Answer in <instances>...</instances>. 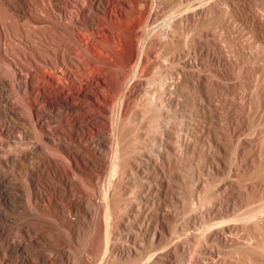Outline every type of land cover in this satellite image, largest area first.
Here are the masks:
<instances>
[{
	"label": "bare ground",
	"instance_id": "6f19581e",
	"mask_svg": "<svg viewBox=\"0 0 264 264\" xmlns=\"http://www.w3.org/2000/svg\"><path fill=\"white\" fill-rule=\"evenodd\" d=\"M250 1H251V4H253L252 0H153L151 2L152 4L148 5L149 3L147 4L146 0H96V6L97 7H98V5L101 6V9H98V10H101V12L100 13L98 12L99 14H96V28H104L103 25L105 24L104 26H107L106 29L108 30L107 33L102 31V33H105V34H102V36H100L101 41L97 40V41H99V43H101V42L105 43L106 42L108 44V47H107L106 43L104 45L99 44L101 46H106L105 48L102 47L105 51L103 50L104 52L102 53V51H101L102 48H100L101 54H98L97 53L98 51L96 50V55H94V56H96L94 58V60L96 59V67H95L96 70L94 68H91V71H92V69H94V71L96 72L95 73L96 78L93 77V78H95V79L92 78L93 81L91 80V82L90 81L86 82V81H88L87 78H90V76H88V75H90V73L87 72V71H90L89 70L90 68H87L86 66L90 63L86 64V66H85V64H83L82 67H80L82 69L78 68L80 71H78V69L75 70L76 74H77V72L80 74V77L76 79V81L77 80L79 81V85H78V83H76L77 85L74 86L73 85L74 83L72 84V82H74V81H72V82H70V81L66 82L65 81L66 82L65 85H64V83H63V85L65 86L64 91L66 93L65 94L63 93L64 95L62 97H60V99H58L57 101H54L51 98H48V99L44 100V102L42 101L43 105H45V106H46V104L48 106V105H56L58 103H62L66 106H69L72 109V111L73 110H80L81 111V109H84L86 112H89L91 114V117H93L95 120L94 121L95 124L93 127H90V125H88L90 127V130H86L85 126L80 125L79 126L80 132H78V131L75 132L74 128L72 127V122H73L72 119H69L68 117H62L61 116L62 114H60V115H57L55 117V119L60 123L61 128L56 132L55 135H54V133L52 134L51 131L49 130V128L47 127V125L44 123L43 118H45V119L46 118H52L54 116L50 115V113L43 110L42 105H41V101L39 99V97L41 96L40 95L41 89L39 90V87L34 82V84L36 85V87L34 88L35 90L33 91L34 93H33V99H32L33 100V107H32L33 109L32 110H33V116H34V123L37 126V128L40 129L45 134V136L51 141L50 145L54 144V147H56L57 151L59 150L62 153V155L60 156L59 151L57 153H54L53 151L51 152V150H53L51 148H53V147L50 145L49 146L45 145L46 146L45 148L40 149L41 145L35 141L36 142L35 144H37V146L34 145V147H32V150L30 149L31 153H32L31 154L32 160L30 158L31 161H29L30 162V164H28L29 166H27L26 168H24L25 167L24 166L23 168L21 167V169H20L24 178L26 176L27 179L26 178L25 179L28 180L27 182H28L29 187H26V188H28V190H27L28 194H29L28 200H30V201L28 202L24 198V195H25L24 193H26V192L23 191L25 189L23 185H21L19 183L13 184V185H15L14 188L16 190L15 191L16 198L18 199L19 205L22 208V209L20 208L22 210L21 212H23V213L35 212V216L37 217L38 221H43V223L45 222L49 225L50 221L48 220L47 217L50 215L51 211L54 210V214H53L54 218L59 221V223L62 227H64V229H65L64 234L66 235V238H67L66 239L67 243L61 249H59V250L57 249V251H60V253L63 256L64 262L61 264H116V263L122 264V263H127L129 261H131V262L128 264H174L175 259L178 257L177 253H179V252L184 253V251H187L186 248H188V246H189V241L190 242L195 241V243L197 242V244H199V243L201 244V242L203 244H207V243H211V242L213 243V242L218 241L222 244H226V245L229 244V245H234V246L238 247L240 239H238L239 236L237 237V233L240 230H244V229L248 230L247 229L248 227H251V226L255 227V225L256 226L261 225V227L263 228V226H264V207L261 208L262 207L261 205L264 204L263 201H262L263 204L261 203V205H260V203H259V205H258V206H260V208L259 207L256 208L257 204H256V206H253L252 204L249 203V205L253 206L252 207L253 211H251V213H248V214L246 212V215H248V216L242 217V218H239L240 216H237L239 211L237 212L235 210V207H236L235 201L239 200L241 198V193L243 194L242 184H241L242 180H241V182H239L241 184V186H239L240 184L237 185L233 179H228L225 182H223V184H221L222 186H220V187L218 186V188L215 187L217 189L215 191H213L214 194L212 193L213 197H211L212 198L211 201L210 200L208 201L207 199H206L207 200L206 201L204 199V197L206 195L205 196L202 194L200 195L199 191L201 189H199V191H196V192L194 191L195 194H194V192H192L193 194L191 193L189 203H185L187 200L186 198H185L186 200L183 202L184 198H181L182 196L180 197V195H183V194H181L182 192L180 193V188H182L181 187L182 185L180 184V182L177 179H180L183 181V183H185L188 178L186 177L187 179H185L186 171H185V174H183L182 171L179 172V170H175L176 168H179L181 166L180 159H179L180 158L179 157L180 152L178 153L176 151V148L178 147V144L180 142V144H182L181 146H183V149L185 151L192 152L194 150L193 147H194L195 142H196L194 140V138L197 137V133H198L197 131H200V133L203 131H207L210 133V135L212 134L213 139H211V140L214 142V145L216 146V148H214V149H217V151H218L219 148H221V146L219 144V141H218L219 139H218V136L216 134L217 128L216 127H215L216 129L210 128V126H206L205 124L201 123L199 127L198 126L194 127L195 129L190 128L191 129L190 132L184 133L183 135H179V133H178L179 130H177V126L175 124V121H170L169 118H168L169 119L168 121L164 120L165 116H168V113L170 115H171V112L177 114L178 108L180 107L179 96H183V97L187 96L185 93L186 92L185 89H187V88L190 89V88H192L191 86H197V87L199 86V87H202L203 89L207 88L206 84H208L207 82H208L209 77H207L203 74H200L199 70L196 71L197 67L199 68L200 66L204 65V61H203L204 59H206V60L211 59L212 61L214 60L215 62H219V64H225V65L226 64L228 65L230 63L229 59L226 56L225 57H219L220 53L218 55H216V54H213L212 52H210L209 49L207 48V43H205L204 40H200L201 42L198 43L199 44L198 45L199 46L198 47L199 53L201 54V56H204V58H203V60H202V58L201 59L198 58V60H197V58L195 56L196 50L194 49V47H193L194 50L192 49V47H191L192 45L190 44V42H192V39L190 40V37H189L193 28H195V29L197 28L199 30V36H200L199 38L200 39H201V37H205V38L208 37V35H209L208 33H210L209 32L210 28L213 27V25H214L212 20H214L216 18V22L215 21L214 22L217 24V26L223 25V23H224L223 17L227 15V11L225 8H227V9L232 10V12H234L241 19L243 24H247L251 27V29L253 30V33H255L254 37L257 36V38H260L262 41H264V15H263L264 13L262 10H260V14H259L258 11L254 10V7H253V9L250 8L249 7V6H251V5H249ZM123 2H125V4H123ZM255 3H254V5H255ZM261 12L263 14H261ZM225 13H226V15H225ZM111 16L112 17L117 16V18H118L117 23H112V22H114V19L116 17L113 19V21H111V22L109 21L108 18L110 17V19H111ZM229 17H231V16H229ZM224 18H226V17H224ZM116 20H115V22H116ZM224 21L226 22V19ZM57 23H58V21H57ZM210 23L213 24L211 27H209ZM50 24L52 25L53 23H50ZM227 24L225 26H228L227 27V29H228L230 27L229 24H231V23H227ZM223 27H224V25L221 28H223ZM232 28H234V27L232 26ZM242 28H244L243 25H242ZM235 29H236V27H235ZM102 30H104V29H102ZM223 30H224V28H223ZM216 31H214V32H216ZM96 32H97V30H96ZM193 33H195V31L192 32V36H193ZM36 34H38V33H36ZM39 34H38V36H39ZM41 34L43 35V33H41ZM52 35H54V34H52ZM216 35H218V34L216 33ZM59 36L60 35H58V37ZM47 37H49V36H47ZM213 37H215V36H213ZM231 37H233V35ZM244 37H245V35H244ZM63 38H64V35H63ZM67 38H69V37H67ZM247 38H249V36H247ZM109 39H111L110 42L108 41ZM253 40H255V39H253ZM52 41H53V39H52ZM239 41H241V40H239ZM63 42L65 43V41H63ZM196 42H198V41H196ZM225 42H227V41H225ZM252 42H254V41H252ZM239 43L241 44V42H239ZM247 43L249 44V42H247ZM56 44H58V43H56ZM193 44H194V42H193ZM229 44H230V41H229ZM242 44H244V42ZM58 45H60V44H58ZM249 45H248V47H249ZM234 46H233V48H235ZM64 48L65 47H63V49ZM106 48H107V50H106ZM259 49H260V47H259ZM198 50H197V52H198ZM256 50H258V49H256ZM199 53H197V54H199ZM225 54H223V55H225ZM241 55H243V54H241ZM263 55H264V53H263ZM252 56H254V55H252ZM87 57L91 58L89 56H87ZM248 58H249V56H248ZM261 59H263V58H261ZM249 62H250V60H249ZM210 64L212 65L213 63H210ZM83 66L85 68H83ZM248 66L250 67V65H248ZM248 66H246V67H248ZM261 66H262V64H261ZM236 67H237V65H236ZM204 68H205V66H204ZM231 68H229V69H231ZM259 68L257 69V71L259 70ZM208 69H210V67ZM200 71H202V70H200ZM224 72H226V71H224ZM230 72H231V70H230ZM92 73L94 74L93 71H92ZM250 73H251V71H250ZM85 74H86L87 78H84ZM68 75H69V73H68ZM252 76L255 77V75H252ZM259 76H262V75H259ZM213 77H215V76H213ZM234 78H235V76H234ZM256 79L257 78H255V80ZM62 80L63 79H61V81ZM71 80H73V79H71ZM142 80H143V82H141ZM60 85H61V82H60ZM223 85H225V84H223ZM76 86H78V87L75 88ZM207 86H209V85H207ZM60 87L63 88V86H60ZM232 91H234V90H232ZM236 91H237V89H236ZM189 92H190V90H189ZM189 92H188V95H191ZM214 93H216V92H214ZM218 93H220V92H218ZM261 93H262V91H261ZM75 94H80V97L76 100L77 102L72 103L71 101H73L72 99L74 98ZM206 94H207V92H206ZM258 94H260V92ZM133 95L137 96V100L134 102L132 101ZM191 97L192 96H189V98L188 97L187 98L190 100H193V98H191ZM218 98H220V97H218ZM237 99H239V98H237ZM186 102H190V101H187V99H186ZM235 105H237V104H235ZM258 105L260 107V110H262L264 112V98L262 99V101H260L258 103ZM184 106L185 105H183L182 108ZM148 108L150 109V111ZM185 110H188V109L185 108ZM260 110H258V111H260ZM201 111L204 114L203 115L204 117H206V118L210 117V119H211V115L214 113L213 112L212 114H210L212 111H210L206 107H205V109L202 107ZM180 112H181V110H180ZM175 114L173 115L174 118L177 117V115H175ZM183 114L189 115V113L186 111H184ZM209 114H210V116H209ZM223 114H225V113H223ZM130 115H132V117ZM179 115H181V114L179 113ZM228 115H229V112H228ZM230 115H231V113H230ZM173 116H171V117L168 116V117L173 119L172 118ZM181 116H183V115H181ZM214 116L215 115H213V117ZM251 116H252V114H251ZM184 117L188 118V116H184ZM234 119H236V118H234ZM96 120L100 121L101 124H103L104 127L102 129H100L101 126H98V125L96 126ZM206 120H208V119H206ZM228 120L230 121V119H228ZM178 121H180V120H178ZM235 121H237V120H235ZM52 122H53V120H52ZM185 122H188V121H185ZM244 122H246V121H244ZM189 124H187V125H189ZM181 125H182V123H181ZM187 125L185 127H187ZM225 126H226V123H225ZM212 127H214V126L212 125ZM218 129H217V131H218ZM233 129H236V127ZM220 130H221V128H220ZM24 132H25V130H24ZM87 132H89L88 137H85L84 134ZM263 134H264V132H263ZM226 135H225V138H226ZM250 135H249V137H250ZM222 137H223V135H222ZM254 137L255 136H253V138ZM208 138H206V140ZM176 139L178 140V142ZM196 139H198V138H196ZM199 139H200V137H199ZM254 140L255 139H253L251 141H254ZM208 141H209V139L207 140V142ZM236 141H238V139ZM176 142L178 143L177 146H176ZM250 143H252V142H250ZM255 143H257L258 146L263 145L262 147H264V135L261 136V134H260L256 138V142H254L253 144H255ZM240 144L242 145V143H240ZM245 145H247L246 142H245ZM248 145H249V143H248ZM232 146H233V143H232ZM250 146H251V144H250ZM239 147H241V146H239ZM244 147H246V146H244ZM3 149H4V147H3ZM228 149H230V148H228ZM252 149H253V147H252ZM252 149H251V151H252ZM238 150H240V149H238ZM241 150H242V148H241ZM262 150L263 149H259V151H260L259 153H261ZM3 151H5V149ZM179 151H181V150H179ZM217 151L216 152L213 151V153L215 152L216 154L214 153V155L211 156V159H210L211 163H209V165H208V169H210L209 171L212 172V173L210 172V174H212V176H210L209 180H211L213 178L215 179L217 177L216 175L218 173L220 174L219 171L222 170V169L220 170V167L224 163V161H222V159H221V156H220L221 154L219 155V151L218 152ZM227 151L229 153V150H227ZM244 151H246V150H244ZM149 152H151L152 155H151V153L149 155L148 154ZM231 152H233V151H231ZM236 152H237V150H236ZM247 152H249V150H247ZM194 153H195V151H194ZM198 154H199V152H198ZM236 154H238V153H236ZM262 154H264V153L262 152ZM262 154H261V156H262ZM223 155H225V154L223 153ZM248 155L249 154H247V156ZM194 156H196V155H194ZM231 156L229 155V157H231ZM237 156H236V158H238ZM252 156L254 157V155H252ZM62 157H63V159H62ZM241 157H243V156H241ZM244 157H246V155ZM253 157H251V158H253ZM258 157H260V156H258ZM6 158H4V159L6 160ZM5 160H4V162H5ZM188 160H190V159H188ZM17 161L19 162L20 160L18 159ZM204 161H202V162H204ZM229 161H231V160H229ZM250 161H251V164H250L251 166L247 165L248 167H250V169L252 167V169L256 168V170H257V168L260 166L264 169V164H263L264 160H263V162L261 160L262 163L261 162L258 163L259 162L258 161L257 162L258 164L255 163L256 160H254L255 162L252 160H250ZM21 162H22V159H21ZM103 162H104V164H102ZM234 162H236V161H234ZM240 164L238 165V163H236V165H235L236 167L238 166L237 171H238V168H240V166H241ZM198 165H199V163H198ZM201 165L202 164H200V166ZM20 166H21V163H20ZM165 167H166V170H165ZM73 168L80 170L82 172V175H81V176H83L82 179H80L81 177L79 178V176L76 175ZM194 168H195V166H194ZM242 168H243V166H242ZM187 169H189V168H187ZM203 169H205V167ZM247 170H248V168H247ZM17 171H18V169H17ZM20 171H18L19 175H20ZM251 171L249 172V174H252ZM191 172H192V170L190 171V174H191ZM233 174H234V172H233ZM235 174H236V172H235ZM245 174H246V172H245ZM253 174H254V172H253ZM255 174H256V172H255ZM258 174H259V172H258ZM261 174H262V172H261ZM201 176H203V175L201 174ZM218 176H220V175H218ZM223 176H224V174H223ZM236 176L237 175H235V177ZM240 176L241 175H239V177ZM247 176H248V174H247ZM198 177H199V174L197 175V181H199ZM232 177L234 178V176H232ZM199 178L201 179V177H199ZM220 178H221V176H220ZM229 178H230V176H229ZM240 178H243V177H240ZM250 179L252 182L250 181ZM254 179L255 178L252 179V177H251V178H249L250 182L245 181V183L246 182L248 183V184L246 183L247 185H244L245 183H243L245 189L248 191V193H250L251 196H253L252 194H254V193L256 194V191H258V190L259 191L261 190L260 192H264V176L261 178V183L257 182V181H260L259 179L257 180V177H256L257 181ZM0 180H2V179H0ZM224 180H225V178H224ZM15 181H17V180H15ZM82 181H83V183L81 184ZM195 181H196V179H195ZM238 181L239 180H237V183H238ZM55 182H57V184L52 185ZM214 182H216V181H214ZM12 183H11V185H12ZM219 183H216V184H219ZM83 184L89 185L91 192L87 188V186L85 187V185H83ZM197 184H198V182H197ZM8 185H10V184H8ZM2 187H3V192L5 193V195L9 194V193H6V190H5L6 187L4 185H2ZM2 187H0V188H2ZM189 187H191V186H189ZM206 188H208V187H206ZM186 189H187V187H186ZM196 190H198V188H196ZM205 192H207V191H205ZM91 193H92V195H94L93 198L91 196ZM179 193H180V195H179ZM231 193H232V195H230ZM185 194H187V193H185ZM51 196H53V198ZM96 196L99 197L101 200H103L102 202H104V212L102 213L103 217H100V215H97V214H99L98 212H100L99 210L101 208L99 207L98 203H96V201H97ZM150 196H153L154 199L152 197L149 198ZM248 196H245V197L248 198ZM188 197H189V195H187V198ZM209 197L210 196H208V199H209ZM4 198H5V196H4ZM7 198H9V197L7 196ZM242 198L240 200H242ZM64 199H66V202L68 201V203H66ZM150 199H152V200L150 201ZM256 200H258V199H256ZM161 202H165V203L168 202V204H169V202H174L175 204L174 203L173 204L177 205V206H179V204H180V206L182 207L181 211L183 212L184 216H186V214H187V216L184 217V218H186V220L183 218L184 220H181V222H178V221L176 222L173 219V218H175V215L172 214L173 220L171 219L172 222H170L171 220L169 221V218L171 217V214L163 212V210L161 211V209H160V211L157 209L154 211L150 210L152 205L156 204V207H157L158 204H160ZM253 202H255V200ZM49 203L54 205V209L51 210L48 208ZM149 204L151 206H149ZM173 204H172V206H173ZM246 204H248V203H246ZM238 205H237V207H238ZM249 205H247V206H249ZM177 206H173L174 210L175 209L177 210ZM166 207H168V206H166ZM173 207H171V208H173ZM252 209H250V210H252ZM235 211L237 212V214ZM177 212H179V211H177ZM257 212L260 215H257ZM69 214L73 215V217H70ZM239 215H240V213H239ZM99 217L101 219L103 218V221H102L103 226H101V227L99 225V223H100ZM187 217H189V218H187ZM177 218H178V216H177ZM38 225H39V223H38ZM53 225H55V224H53ZM195 225L197 227H199V226L201 227V228L199 227L200 229H197V230H201L200 232L198 231L199 233L197 232V230H196V232H195V230H191V228L196 229ZM48 230H46L45 235H51V233H49ZM57 232H59L58 229H57ZM57 232L55 231V233H57ZM247 232H249V231H247ZM250 232H249V235H251ZM35 233H36V231H35ZM43 233L40 232L37 235V242H39L42 245H46L51 240H48V238L50 239V237H48V238L44 237ZM245 235L247 236L246 233H245ZM145 236H148L147 238H149V237L151 238V243H149L150 247L149 246L148 247H149L150 251H152V253L149 254L148 256H146V254H145L146 252H145V250H143V247H142L143 243L140 244V241L143 242V239L145 238ZM73 242H75L80 247L79 249H76L78 251H75V249L74 250L72 249V248H74V246L72 244ZM92 243L94 246V248L92 249L93 253H91L92 252L91 247H93V246H91V245H90L91 247L89 246V244H92ZM207 245H205V246H207ZM54 246H56V245H54ZM200 246H203V245H200ZM196 248H198V247H196ZM200 248H204V247H200ZM2 249H4V248L2 247ZM195 249H194V251H195ZM98 252L100 253L101 256L98 258V261L96 262V260H97L96 255L97 254L99 255ZM148 252H149V250L147 251V253ZM188 252H190L189 249H188ZM206 253L212 254V250H210V249H199L195 252L191 251L188 255V258H186L187 259L186 263L187 264H224L225 263V260L221 259L224 256L220 258V255H219V258H217V259H216V255H215V259H212L211 261H203L204 256H202V254H206ZM29 254H31V253H28L27 251L24 252V254L22 256L24 258L23 264H40L37 261H33L32 260L33 258L30 259L31 255H29ZM89 254H91V255L93 254V256H92L93 259H90V261L88 260V257H87V256H89ZM221 254H222V252H221ZM4 255H5V253H4ZM52 256H53V254H52ZM52 256H49V257L47 256L48 261L46 264H55L54 260H52L53 259ZM144 256H146V258ZM212 256L214 258V254ZM230 256H231V253H230ZM249 256H250V254H249ZM238 257H240V255H238ZM243 257L245 258V256H243ZM90 258H91V256H90ZM143 258H145V260ZM232 258H234V257H232ZM240 258H242V257H240ZM252 258L253 257H251L250 259H252ZM186 259H185V261H186ZM142 260H144V261H142ZM240 261H242V260L240 259Z\"/></svg>",
	"mask_w": 264,
	"mask_h": 264
},
{
	"label": "rangeland",
	"instance_id": "374dc122",
	"mask_svg": "<svg viewBox=\"0 0 264 264\" xmlns=\"http://www.w3.org/2000/svg\"><path fill=\"white\" fill-rule=\"evenodd\" d=\"M152 1L153 0H146V3L147 4L149 3L148 5H150V4H152L151 3ZM252 2H253V4H251V1H250L249 5L252 6V7L249 6L250 8L253 9V7H254V10L258 11L259 14H260V10H262L264 13V7H263L264 1L263 0H257V1L252 0ZM254 3H255V5H254ZM123 4H125V2H123ZM98 9H101V6L100 5H98V7L96 6V0H0V153H1L0 154V164H1L0 165V179H2V180H0V187H2V185H4L6 187V189H5L6 193H9V194L5 195V193L3 192V187L0 188V264H20V263L23 264L24 258L22 256H23L24 252H26V251L28 253H31V254H29V255H31V258L29 257L30 259L33 258L32 259L33 261H37L40 264H46L48 261L47 258L49 256H52V254H53L52 260H54L55 264H61L64 262L62 254L60 253V251H57V249L58 250L61 249L67 243V240H66L67 238H66V235L64 234V232H65L64 227H62L60 225L59 221L54 218V215H53L54 210L51 211L52 209H54V205L49 203V206H48V208L51 209L50 210L51 213L47 217L48 220L50 221V224L48 225L45 222L43 223V221H38L37 217L35 216V212H30V213L21 212L22 208L20 207L18 199L16 198V195H15L16 190L14 188L15 185H13V184L19 183V184L24 186L25 189L23 188L24 189L23 191L26 192V193H24L25 194L24 198L29 202L30 201V200H28L29 194L27 191L28 188H26V187H29L28 182H27L28 180H26L27 179L26 176H25L26 179L24 178L20 169H21V167L23 168L25 166L24 168H26L27 166H29L28 165V164H30L29 161L32 160L31 150H32V147H34V145L37 146V144H35L36 142L41 145L40 149L45 148L46 146H49L50 142H51L45 136V134L40 129L37 128V126L34 123V116H33V110H32L33 109L32 108L33 107V100L32 99H33V93H34L33 91L35 90L34 88L36 87V85L39 87V90L41 89V91H40L41 96L39 97V99L41 101V105H42L43 110L47 111L48 113H50V115L54 116L52 118H46V119L43 118L44 123L47 125V127L49 128V130L51 131L52 134L54 133V135H55L56 132L61 128L60 123L55 119V117L57 115H60V114H62L61 115L62 117H68L69 119H72V121H73L72 127L74 128L75 132L76 131L80 132V130H79L80 125L85 126L86 130H90V127H93L95 124L94 118L91 117V114L89 112H86L84 109H81V111L80 110H73L72 111V109L69 106H66L62 103H58L59 105L56 104V105H48V106L46 104V106H45V105H43L42 101L44 102V100H46L48 98H51L54 101H57L58 99H60V97H62L66 93L64 91V87H65L64 85L67 81H70V82L74 81V82H72V84L74 83L73 84L74 86L77 85L76 83H78V85H79V81L78 80L76 81V79L80 77V74L77 72V74H78L77 75L75 70H77L78 68L82 69L80 67H82L83 64H85V66H86V64L90 63L86 67L90 68L89 69L90 71H91V68H94L96 70V68H95L96 67V59L94 60V58L96 57V56H94V55H96V50L98 51L97 52L98 54H101V51H102V53L105 51L103 48L106 47V46H101V45H104L106 42L105 43L104 42L99 43V41H97V40L101 39L100 36H102V34H105L108 32V30L106 29L107 26H104L105 24L103 25L104 28H96V14H99L101 12V10H98ZM225 9L227 11V15L225 13L226 16H224V17H226V18L223 17V22H224L223 28H224V30H223V28H221L223 25L217 26V24L215 23L216 22V18H215L214 20H212L214 25L211 24L212 22L209 25V27H211L213 25V27L215 29L213 27L210 28V31H209L210 33H208L209 35H208V37H206L207 39L205 37H201V39L199 38L200 37L199 36V30L197 28L196 29L193 28V30H192V32L193 31H195V33L197 32L196 33L197 35L195 33H193V36H194L193 37L192 32H191L189 37H190V40L192 39V42H190V44L192 45L191 46L192 49L194 47V49L196 50L195 56H196L197 60H198V58L199 59L202 58V60L204 58V56H201V54L199 53V50H198L199 49L198 43L201 42L200 40H204V42L207 43V48L209 49L210 52H212L213 54H216V55H218L220 53L221 55L219 54V57H225L226 56L229 59L230 63L228 65L227 64L225 65V64H219V62H215L214 60L212 61L211 59L210 60L204 59L203 60L204 65L200 66L199 68L197 67L196 71L199 70L200 74H203V75L209 77L208 82H207L208 84H206L207 88L203 89L202 87H199V86L198 87L197 86H191L192 88L185 89L186 90L185 93L187 96L186 95H185L186 97L179 96V105L181 108L180 107L178 108V112L183 116L179 115L178 112H177V114L171 112V115L168 113V116L171 117L175 114V115H177V117L174 118V116H173L172 117L173 119H171L170 117L165 116V118L166 117L167 118L166 119L164 118V120L168 121L170 119V121H175V124L177 126V130H179V132H178L179 135H183L184 133L190 132V130H191L190 128L195 129L194 127H196V126L199 127L201 123L205 124L206 126H210V128H215V127L217 129L219 127L221 128V130L219 128L218 131L216 128L215 129H216V134H217L218 139H219L218 140L219 144L221 146V148H219V150H218L219 155L221 154L220 156H221L222 161H224V163L221 166L222 168L220 167V170L222 169L221 171H219L220 174L219 173L217 175L215 174L217 176L215 178L216 180L214 178L209 180L210 176H212V174H210L211 171H209L210 169H208V165H209V163H211V160H210L211 156L214 155V153L217 151V149H214V148H216V146L214 145V142L211 140V139H213L212 134L210 135V133L207 131H203L204 133L203 132L200 133V131H197L198 132L197 137L194 138V140L196 142H195V145L193 147L194 150L193 149H192L193 151L191 150L192 152L185 151L183 149V146H181L182 144H180V142L178 144L177 143L178 140L176 139L177 140L176 146L178 144L176 151L178 153L180 152L179 153L180 158L179 157L178 158L180 159V164H181L180 167L181 168L179 167V168H176V169L174 168V169L179 170V172L182 171L183 174H185V171H186L187 175L185 174V179H187V178L189 179V180L187 179L185 183H183L182 180L177 179L180 182V184L182 185L181 186L182 188H180V187L179 188H180V193L182 192L181 194H183V195H180V193H179V195H180V197L182 196L181 198H184L183 202L187 199L185 203H189L191 193L194 191L195 192L199 191V189H201L199 191L200 195L201 194L204 196L206 195L205 197L203 196L204 199L211 201V199H212L211 197H213V194H214L213 191H215L218 188V186L219 187L222 186L221 184H223V182H225L228 179H233L236 182V184L239 185L240 184L239 182H241V180H242L241 184H242L243 194L241 193V198L242 197L243 198H242V200H240L241 199L240 198L239 200L235 201L236 207L239 204L237 208L235 207V210L237 212L239 211L237 216H240L239 218H242V217L248 216V215H246V212L248 214V213H251V211H253V209H252L253 206H256V204H257L256 208L257 207L260 208V206H258L259 203L261 205L262 201L264 202V195H263L264 192H260L261 190L260 191L258 190V191H256V194L254 193L255 195L252 194L254 196L253 197L250 195V193H248V191L244 187V185L248 184L247 182L249 181V178L252 177V179L255 178L254 180H256V177H257V180L259 179L260 181H257V180L256 181L261 183V178L264 176V169L261 166L258 167L257 170H256V168L252 169V167H251V169H250V167H248V166H251L250 160H252V161L256 160V162L254 161L256 164L260 163L261 160H262V162L264 160V156H263L264 154H262V152L264 153V147H262L263 145H260L261 146L260 147V146H258L257 143H255L258 146L257 147L255 144H253L254 142H256V138L260 134H261V136L264 135L263 134V132H264V118H263L264 112L262 110H260V107L258 105V103L260 101H262V99L264 98V96H263L264 95V86H263L264 85V80H263L264 79V65H263L264 64L263 63L264 62V60H263L264 59V55H263V53H264V41H262L260 38H257V36L254 37L255 33H253V30L251 29V27L247 24H243L241 19L234 12H232V10L227 9V8H225ZM263 13L261 12V14H263ZM229 16H231V17H229ZM108 19L110 22L113 21V19H114V22H112V23H117V21H118L117 16H113V17L111 16V19H110V17ZM225 19H226L227 23H231V24H229L230 27L228 29H227L228 26H225L227 24L224 21ZM115 20H116V22H115ZM57 21H58V23H57ZM50 23H53V24L51 25ZM242 25L244 26V28H242ZM232 26L234 28H232ZM235 27H236V29H235ZM102 29H104V30H102ZM96 30H97V32H96ZM102 31H104L105 33H102ZM214 31H216V32H214ZM36 33H38V34L40 33L39 36ZM41 33H43V35ZM216 33L218 35H216ZM52 34H54V35H52ZM46 35L49 37H47ZM58 35H60L59 36L60 38L58 37ZM63 35H64V38H63ZM212 35L215 37H213ZM232 35H233V37H231ZM244 35H245V37H244ZM247 36H249V38H247ZM67 37H69V38H67ZM52 39H53V41H52ZM253 39H255V40H253ZM239 40H241V41H239ZM54 41L56 43L60 44L61 46L56 44ZM63 41H65V43ZM108 41L110 42L111 39H109ZM196 41H198V42H196ZM225 41H227V42H225ZM229 41H230V44H229ZM238 41L241 42V44ZM252 41H254V42H252ZM193 42H194V44H193ZM243 42H244V44H242ZM247 42H249L250 45ZM260 42L261 43L263 42V43L261 44ZM99 44H101V45H99ZM247 44L249 45V47ZM106 45L108 47L107 43H106ZM233 46L235 48H233ZM63 47H65V48L63 49ZM259 47H260V49H259ZM100 48H102L101 51H100ZM256 49H258V50H256ZM106 50H107V48H106ZM197 50H198V52H197ZM197 53H199V54H197ZM223 54H225V55H223ZM241 54H243V55H241ZM247 55L249 56V58ZM252 55H254V56H252ZM87 56H89L91 58H88ZM259 56L263 59H261ZM231 57L232 58L234 57V58L232 59ZM249 60H250V62H249ZM210 63H213V64L211 65ZM235 64L237 65V67ZM261 64H262V66H261ZM248 65H250V67ZM204 66H205V68H204ZM246 66H248L249 68ZM209 67H210V69H208ZM257 67L258 68L260 67L258 71H257V69H258ZM83 68H85V67L83 66ZM229 68H231V69H229ZM79 69H78V71H80ZM94 69H92L94 74L92 73V71L91 72L87 71L88 73H90V75H88V76H90L91 79L87 78V76L85 74L84 78L88 79V81H86L87 79L85 80L86 82H89V81L91 82L93 77L96 78V75H95L96 72L94 71ZM200 70H202L203 72ZM230 70H231V72H230ZM224 71H226V72H224ZM250 71H251V73H250ZM68 73H69V75H68ZM230 74L231 75L233 74V75L231 76ZM252 75H255V77ZM259 75H262V76H259ZM213 76H215V77H213ZM234 76H235V78H234ZM70 78L73 80H71ZM95 78H93V79H95ZM255 78H257L256 79L257 81L255 80ZM61 79H63L62 80L63 82L61 81ZM36 81L37 82L39 81V82L37 83ZM34 82L36 83V85L34 84ZM60 82H61V85H60ZM141 82H143V80ZM63 83H64V85H63ZM223 84H225V85H223ZM207 85H209V86H207ZM60 86H63V88H61ZM77 87L78 86H76L75 88H77ZM236 89H237V91H236ZM189 90H190V92H189ZM232 90H234V91H232ZM261 91H262V93H261ZM188 92L191 95H188ZM206 92H207V94H206ZM214 92H216V93H214ZM218 92H220V93H218ZM259 92H260V94H258ZM134 95L132 98L133 102L137 100V96H134ZM189 96H192L191 98H193V100L188 99ZM79 97H80V94H75L74 98L72 99L73 101H71V102L72 103L77 102L76 100ZM218 97H220V98H218ZM237 98H239V99H237ZM186 99H187V101H190V102H186ZM182 104L185 105L183 108H182V106H183ZM235 104H237V105H235ZM204 106L207 109H209L210 111H212L210 114H212L214 112L211 115V119H210V117L206 118L203 116L204 114L202 113L201 109H202V107L205 109ZM185 108L188 109L189 111L185 110ZM179 109L181 110V112ZM258 110H260V111H258ZM149 111H150V109H149ZM184 111L188 112L189 115H184L183 114ZM228 112H229V115H228ZM223 113H225V114H223ZM230 113H231V115H230ZM210 114H209V116H210ZM251 114H252V116H251ZM213 115H215V116L213 117ZM130 116L132 117V115H130ZM184 116H188L189 119L184 117ZM234 118H236V119H234ZM206 119H208V120H206ZM228 119H230L231 122ZM52 120H53V122H52ZM178 120H180V121H178ZM235 120H237V121H235ZM185 121H188V122H185ZM244 121H246V122H244ZM181 123H182V125H181ZM186 123L187 124L190 123V124L187 125ZM225 123H226V126H225ZM88 125H90V127ZM97 125L101 126L100 129H102L104 127L103 124H101V122L98 120H96V126ZM186 125H187V127H185ZM212 125L214 127H212ZM235 127H236V129H233ZM24 130H25V132H24ZM89 132L84 134L85 137H88ZM222 135H223V137H222ZM225 135H226V138L228 137L227 139L225 138ZM249 135H250V137H249ZM253 136H255V137L253 138ZM199 137H200V139H199ZM196 138H198L199 140ZM206 138L209 139L208 142H207L208 139L206 140ZM237 139L239 142L236 141ZM253 139H255V140L251 141ZM245 142L247 145H245ZM250 142H252V143H250ZM232 143H233V146H232ZM240 143H242V145ZM248 143H249V145H248ZM250 144H251V146H250ZM50 146L53 147V148H51V149H53V150H51V152L53 151L54 153H57L59 151V150L57 151L56 147H54V144H52ZM239 146H241V147H239ZM244 146H246V147H244ZM3 147H4L5 151H3L4 150ZM252 147L254 150L252 149ZM228 148H230V149H228ZM241 148H242V150H241ZM250 148L252 149V151ZM238 149H240V150H238ZM259 149H263L261 151V153H259L260 152ZM179 150H181V151H179ZM227 150H229V153ZM230 150L233 151L235 154L236 153H238V154L235 155ZM236 150H237V152H236ZM244 150H246V151H244ZM247 150H249V152H247ZM9 151L10 152L12 151V152L10 153ZM194 151H195V153H194ZM213 151H215V152L213 153ZM198 152H199V154H198ZM150 153L151 152H149L148 154L150 155ZM223 153L225 155H223ZM59 154H60V156L62 155L61 152ZM247 154H249V155L247 156ZM261 154H262V156H261ZM151 155H152V153H151ZM194 155H196V156L198 155V156L196 157ZM229 155L230 156L232 155V156L229 157ZM245 155H246V157H244ZM252 155H254V157ZM236 156L238 158H236ZM241 156H243V157H241ZM258 156H260V157H258ZM3 157L4 158L7 157L6 160ZM251 157H253V158H251ZM30 158H31V160H30ZM18 159L20 160L19 162L21 163V166H20V163L17 161ZM21 159H22V162H21ZM62 159H63V157H62ZM188 159H190V160H188ZM4 160H5V162H4ZM201 160L202 161L205 160V161L202 162ZM229 160H231V161H229ZM234 161H236V162H234ZM198 163H199V165H198ZM236 163H238V165L241 163L240 164L241 166H240V168H238V171H237L238 166L237 167L235 166ZM102 164H104V162ZM200 164H202V165L200 166ZM194 166H195V168H194ZM242 166H243V168H242ZM204 167H205V169H203ZM187 168H189V169H187ZM247 168H248V170H247ZM17 169H18V171H20V175L18 174ZM73 170L75 171L76 175L79 176V178L81 177L80 179L83 178V176H81L82 172L80 170H77L75 168H73ZM165 170H166V167H165ZM191 170H192V172H191L192 175L190 174ZM250 171L252 172V174H249ZM257 171L259 172V174ZM233 172H234V174H233ZM235 172H236V174H235ZM245 172H246V174H245ZM253 172H254V174H253ZM255 172H256V174H255ZM261 172H262V174H261ZM198 174H199V177H201V179L198 177L199 181H197V175ZM201 174L203 176H201ZM223 174H224V176H223ZM247 174L249 177L247 176ZM218 175H220L221 178ZM228 175L230 176V178ZM231 175L234 176V178ZM235 175H237V176L235 177ZM239 175H241L240 177H243V178H240ZM224 178H225V180H224ZM235 178L237 180H239L238 183H237V180ZM195 179H196V181H195ZM15 180H17V181H15ZM213 180L216 182H214ZM245 181H247L246 182L247 184L245 183ZM250 181H251V179H250ZM197 182H198V184H197ZM11 183H12V185H11ZM82 183H83V181L81 182V184ZM216 183H219V184H216ZM243 183H245V184L243 185ZM8 184H10V185H8ZM54 184L56 185L57 182L53 183L52 185H54ZM241 184L239 186H241ZM83 185H85V187L87 186V188L90 190L89 185H86V184H83ZM189 186H191V187H189ZM205 186L208 188L210 187L211 189L210 188L208 189ZM186 187H187V189H186ZM215 187H217V188H215ZM196 188H198V190H196ZM205 191H207V192H205ZM90 192H91V190H90ZM195 192H194V194H195ZM185 193H187V194H185ZM187 195H189L188 198H187ZM207 195L210 196L209 199H208ZM230 195H232V193ZM4 196H5V198H4ZM7 196L9 198H7ZM91 196H92V198L94 197V195H92V193H91ZM245 196H248V198ZM51 197L53 198V196H51ZM151 197L153 198V196H150L149 198H151ZM96 198H97L96 203H98L99 207L101 208L99 210L100 212H98L99 214H97V215H100V217H103L102 213L104 212V202H102L103 200H101L99 197L96 196ZM256 199H258V200H256ZM64 200L66 202V199H64ZM151 200L152 199H150V201ZM254 200H255V202H253ZM66 203H68V201ZM173 203L174 202H169V204H168V202H166V203L161 202L160 203L161 205L158 204L157 207H156V204L152 205V206L149 204V206H151L150 210H152V211H154L156 209L160 211V209H161V211L163 210V212L171 214L169 221L172 219V214L175 215V218H173V219L176 222L177 221L181 222V220H184V219L186 220V218H184V217H186L187 214H186V216H184L183 212L181 211L182 207L180 206V204H179V206H177V205H174L175 203L174 204ZM246 203H248V204H246ZM249 203L252 204L253 206L249 205ZM172 204H173V206H177V210L176 209L174 210V207L172 206ZM247 205H249V206H247ZM166 206H168L169 208ZM261 206H262L261 208H263L264 204ZM171 207H173V208H171ZM249 208L252 210H250ZM177 211H179V212H177ZM237 212H236V214H237ZM239 213H240V215H239ZM257 215H260V214L257 212ZM27 216L28 217L30 216V217L28 218ZM177 216H178V218H177ZM70 217H73V215H70ZM100 217H99V220H100L99 225L101 227V226H103V222H102L103 218L101 219ZM187 218H189V217H187ZM172 220L170 222H172ZM38 223L40 226L38 225ZM53 224H55V225H53ZM197 226H196V229L191 228V230H195V232H196L197 229L201 228L200 226H199L200 228ZM251 227H248L247 228L248 230H246V229L240 230L237 233V237L239 236L238 239H240L238 247L234 246V245H229V244H227V245L222 244L218 241L213 242V243L212 242L207 243L208 245L203 244L202 242H201V244L200 243L197 244V242L195 243V241H191V242L189 241V246H188V248H186L187 251H184V253L183 252L177 253L178 257L175 259L174 264H187L186 258H188L189 253L191 251L195 252L199 249H210V250H212V254H207V253H206L207 255L202 254V256H204L203 261H211L212 259H215V255H216V259H217V258H219V255H220V258L224 256L223 258H221V259L225 260L224 264H264V226H263V228L261 227V225H257V226L255 225L256 228L254 226H251ZM57 229L59 232H57ZM46 230H48L49 233H51V235H45ZM35 231L37 234L35 233ZM55 231L57 233H55ZM198 231L200 232L201 230H197V232ZM247 231H249V232L251 231L250 232L251 235H249V232H247ZM40 232H42V233L44 232L43 233L44 237H46V238L50 237V239L48 238V240H51V241L48 244L42 245L39 242H37V235ZM245 233L247 234V236L245 235ZM147 237L148 236H145V238L143 239V242L140 241V244L143 243L142 247H143V250H145V252H146L145 253L146 256H148L149 254L152 253V251H150V249H149V247H150L149 243H151V238L150 237L147 238ZM72 244L74 246V248H72V249L73 250L75 249V251H78L76 249H79L80 247L75 242H73ZM54 245H56V246H54ZM90 245L93 246V243L89 244V246ZM200 245H203V246H200ZM205 245H207V246H205ZM2 247L4 249H2ZM196 247H198V248H196ZM200 247H204V248H200ZM93 248H94V246L91 247V250ZM188 249L190 252H188ZM194 249H195V251H194ZM146 250L147 251L149 250V252L147 253ZM221 252H222V254H221ZM4 253H5V255H4ZM91 253H93V250ZM230 253H231V256H230ZM213 254H214V258L212 256ZM249 254H250V256H249ZM97 255H96V259H97L96 262L98 261V258L101 256L100 253L98 256ZM238 255H240V257H242V258L238 257ZM90 256H91V258H90ZM92 256H93V254L92 255L89 254V256H87L89 261H90V259H93ZM146 256H144V257L146 258ZM243 256H245V258ZM232 257H234V258H232ZM251 257H253V258L250 259ZM145 258H143V259L145 260ZM239 258L242 261H240ZM185 259H186V261H185ZM144 260H142V261H144ZM130 262L131 261H129L127 263H122V264H128ZM116 264H118V263H116ZM119 264H121V263H119Z\"/></svg>",
	"mask_w": 264,
	"mask_h": 264
}]
</instances>
